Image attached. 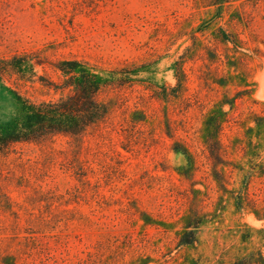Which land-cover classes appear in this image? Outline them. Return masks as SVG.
<instances>
[{
	"label": "rangeland",
	"instance_id": "374dc122",
	"mask_svg": "<svg viewBox=\"0 0 264 264\" xmlns=\"http://www.w3.org/2000/svg\"><path fill=\"white\" fill-rule=\"evenodd\" d=\"M213 2L0 0V59L27 61L0 81L1 120L14 111L2 85L35 102L67 93L49 84L58 82L51 65L60 60L86 62L102 76L117 71L125 81L99 95L110 109L102 130H89L81 141L56 133L0 149V264H264V174L256 166L264 165V121L259 138L236 154L251 163L242 171L224 166L220 180L201 142L176 132L174 139L186 140L194 155L190 164L165 132L167 123L183 118V99L198 90L196 67L182 60L207 40L214 43L220 30L244 47L236 57L243 58L251 91L232 110L222 107L229 120L224 148L236 136L232 120L250 127L251 111L264 117V105L250 101L264 102V0H228L220 9ZM181 62L176 74L184 71L188 81L175 98L173 65ZM133 112L142 120L122 142ZM100 206L117 216L118 230L93 225ZM139 212L158 226H143ZM192 217L199 221L196 241L176 247L180 221Z\"/></svg>",
	"mask_w": 264,
	"mask_h": 264
},
{
	"label": "trees",
	"instance_id": "16d2710c",
	"mask_svg": "<svg viewBox=\"0 0 264 264\" xmlns=\"http://www.w3.org/2000/svg\"><path fill=\"white\" fill-rule=\"evenodd\" d=\"M225 2H228V0H214L213 4L218 5L220 9ZM204 24L206 23L201 24L199 28L204 26ZM220 32L214 38V43L211 44L207 40V43L199 48V53L192 54L190 52L184 60H182L183 57L181 58L183 63L187 60V62H191V66L194 65L196 67V72L193 68H191V71H194L195 79L198 82V90L183 99V108L179 109V114L183 118L178 121L174 120L173 125L167 123V130L165 131L169 138H173L172 149L182 154L190 164H192L194 155L188 150V147L183 145L186 140L182 141V144L175 140L174 136L177 131H180L181 134H185L184 136L188 140L190 139L198 144L201 142L202 153H204V158L207 160L209 170L217 180H220L218 178L224 173L222 170L224 166L242 171L246 164L251 163V160H247L248 163L244 162L243 156L236 159V154L239 151H245L254 138H259L257 131L264 121V117H258L253 111L250 112V117H248V120L252 122L250 127L247 125L248 122L246 120H240V123L236 124L232 120L233 125H236L238 129L235 131L236 136L230 142V145L231 143L232 145L228 149L224 148L220 138L224 132L223 127L225 123H229V120L221 117L222 114L225 115L222 107L226 104L232 110L236 99H242L245 96L249 97L251 91L246 88L249 85L246 81L247 77L245 78L244 76L246 66L242 63L243 58L236 57L238 53L241 55L245 54L239 50V48L244 47L238 45L226 31L220 30ZM229 43L232 44L231 47H228ZM15 58V56H12L7 59H0V81L5 74L20 72L22 67L26 66L27 61H17ZM182 62L173 65V70L174 66L178 68L174 71L176 84L171 88L174 93L172 96L175 98L183 91V83L188 81L184 71L181 73V77L176 74L178 70L182 69ZM37 64L44 63L37 61ZM51 66L59 72V76L57 83L49 84L55 90L67 91L64 96L55 101H31L21 96L15 89L2 85L3 90L12 100L14 111L6 119H0V149L7 147L11 143L36 140L56 133L68 134L73 137L74 141H81L83 135L89 130H102L104 128L103 125L110 109L108 102L101 100L99 95L110 84L125 82L122 81L123 77H116L117 71H109L106 76H102L99 72L94 71L88 63L75 58L60 60ZM118 74L121 73L119 72ZM127 74L124 75L125 77L127 76L126 78H133L135 75V73ZM38 78L42 79L43 77L40 75ZM128 81H132V79H128ZM185 87L184 90H188L186 85ZM221 87H225V90H219ZM229 92L230 97L228 96ZM250 101L255 105H264V102L255 99H250ZM189 110L197 111V115H190ZM135 113L133 112V116L125 122L126 128L122 131L123 136L121 135L123 138L122 142L132 137V130L135 129L134 125L142 120ZM196 125L197 127H195ZM254 129L256 130L255 134H253ZM121 147L123 149L126 148L124 143ZM245 158L247 157L245 156ZM256 166L258 172L264 174V165L257 164ZM181 213L178 214V220L183 215ZM140 214L142 215V213L139 212V218L143 221V226H158L154 225L156 223H152L154 221L147 217L148 214H145V216L143 213L141 217ZM116 218L117 216H108L106 211L100 206L93 225L98 227V229L110 232L114 229L118 230L120 220ZM126 224L127 227L124 229H128L125 235L127 234L126 236L132 242L134 239V236H132L133 227L130 222ZM198 226L199 221L195 217L184 222L180 221V226L175 232V246L192 245L196 241ZM163 231L166 232L165 229ZM146 235L147 233L144 232V236ZM163 262L165 263V261Z\"/></svg>",
	"mask_w": 264,
	"mask_h": 264
}]
</instances>
